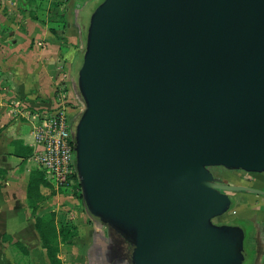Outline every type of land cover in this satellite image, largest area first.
<instances>
[{
    "label": "water",
    "instance_id": "1",
    "mask_svg": "<svg viewBox=\"0 0 264 264\" xmlns=\"http://www.w3.org/2000/svg\"><path fill=\"white\" fill-rule=\"evenodd\" d=\"M77 88L82 199L131 264H241L244 229L212 219L264 191L210 168L264 172V0H101Z\"/></svg>",
    "mask_w": 264,
    "mask_h": 264
},
{
    "label": "crops",
    "instance_id": "2",
    "mask_svg": "<svg viewBox=\"0 0 264 264\" xmlns=\"http://www.w3.org/2000/svg\"><path fill=\"white\" fill-rule=\"evenodd\" d=\"M13 1L0 0V3L2 6L6 4L11 7ZM94 1L96 0H67L58 3V0H33L31 1L32 5H25L23 11L15 17L16 21L21 22L23 30L18 33L10 31L0 33V206L6 207L7 204L2 202L16 198L12 191L17 186L15 195L22 203V212L11 215L18 218L19 222L23 221L25 206L28 212V215L25 216L31 217L28 223L36 234L33 225L34 217L31 216L26 202V185L30 171L37 166L32 159V153L24 160L22 157L14 155L12 142H19L16 145L18 150L24 146L33 151L32 130L36 113L62 104V101L56 97L58 77L64 71L69 73L74 62L81 55L86 37L84 27L86 28L88 24L86 19L89 20L90 16L87 9L92 6ZM33 16H36L37 19ZM12 19H8L0 10V26L4 23H12ZM62 24L65 25L63 33H61L63 36L58 31ZM50 27L56 29L55 34L51 32ZM13 40L16 42H11ZM56 60L58 62L62 60L61 72H58ZM10 92L13 93V96L9 98L10 101L14 98L13 101H19L23 106L26 102L34 111H23L21 116L17 115L14 118V115L6 107ZM25 114L26 116L23 118ZM11 119L13 121L9 122ZM240 175L235 179V182H232L233 185L250 186L264 191V172H246L244 175ZM12 177L19 179V183L10 181ZM50 186L56 187L51 184ZM44 188L49 187H41L43 194H45ZM52 196L54 199L47 198L39 205L38 209L41 211L37 209V215L50 210L56 211L57 218L61 214L60 208L42 210L47 200L54 203L55 200L60 199L68 205H75L76 198L73 195L57 191ZM232 197L240 205V209L237 208L238 206L236 209L241 213V219L251 223L247 232L250 241L248 249L251 251L249 264H264V194L251 191L243 192L242 190L231 192L230 198ZM69 208L68 206L67 212ZM69 213H67L68 216L77 225L78 235L71 243L63 245L69 248L70 262L68 263L91 264L90 250H96V247L101 246L98 263L116 264V258L111 255L110 251V239L104 240L105 237L99 236L105 230L102 225L84 217L80 211L73 210ZM22 244L27 248L28 254H23L24 262L20 264H39L32 248ZM63 246L60 248L59 257L65 264L60 256ZM40 250L39 253L43 254L48 264L45 249L41 247Z\"/></svg>",
    "mask_w": 264,
    "mask_h": 264
},
{
    "label": "rangeland",
    "instance_id": "3",
    "mask_svg": "<svg viewBox=\"0 0 264 264\" xmlns=\"http://www.w3.org/2000/svg\"><path fill=\"white\" fill-rule=\"evenodd\" d=\"M31 1H33V0H14L12 2L13 5L11 7H9L6 4L2 6V4L0 3V10L2 11V13L8 19L13 18L12 23H4L3 25L0 26V33H5V32H9V31L14 32V33L15 32L18 33L19 31L23 30L21 22L19 20L16 21L15 17H16V15L20 14L23 11V7L25 5L26 6L32 5ZM64 1H67V0H58V3H63ZM100 1L101 0L94 1L92 3V6H90V8L87 9V11H88L87 13L91 14V12L95 8V6ZM86 20L88 21V19H86ZM64 26H65L64 24L59 26L58 31H59L60 35H62L61 33H63L62 31H63ZM84 32L86 33L85 27H84ZM11 42H16V41L13 40ZM83 48H84V46L82 47L81 55L74 62V65L72 66L71 71L69 73H68V71H64L63 73H61V76L58 77L59 79H58V82L56 84V97L58 98L59 101H62L61 102L62 105L66 107V111L69 115L70 120H77L79 112L82 108V100H81L80 95L78 94V88H77V73H78V69H79V67L81 65V61H82ZM58 57H60V56H58ZM11 96H13V93L12 92L8 93V97H7L8 103L6 104V107H7V109H9L10 113L14 115L13 116L14 118L17 115H18V117L21 116L20 114L23 111H28V110L30 112L34 111V109L30 108L26 104V102H24V106H23L22 103H20L19 101H16V102L13 101V100H15L14 98L10 101L9 98ZM25 116H26V114L23 116V118H25ZM11 121H13V119L9 120V122H11ZM30 163H31V161H30ZM211 171H212V173L215 174L214 176L219 177L223 183H229V184H231L232 182H235V179H237L240 174L244 175L246 173V171H242V170H234L233 171L230 169H226L222 166H215L211 169ZM77 179H78V177H77ZM10 181L19 183V179H16L13 177L11 178ZM17 183H15V184H17ZM76 183H77V181L75 179H72L69 183H67L61 187H57V188L55 187L53 189L44 188V192H45L44 195L47 196L48 198H50L49 200L54 199L53 196L51 197L52 190H54L55 192L62 190L64 194L72 195L73 192L78 191ZM8 184H10V183H8ZM16 189H17V186L15 187V190L12 191L16 198L15 199H8V200L2 202V203L7 204L6 207L0 206V264H20L21 262H24L23 261L24 257H22L23 253L21 252L20 249H18L17 247L14 246V244H13L14 240H19L22 243L26 244V246L31 247L32 252L35 255V258H37V260L39 261V264H47L44 257H43V254L39 253V251H41L40 250V248H41L40 240L38 239V236L34 232L32 227L29 226L28 221L31 217L25 216V215H28V212H27L25 206H24L23 221L19 222L18 218L11 215V214H14L16 212L17 213L22 212V209H21L22 203H21L20 199H18V197L15 195V194H17ZM74 198H76V197H74ZM49 200L46 201V204L42 207V210L43 209L50 210V209L60 208V211L62 210V213L65 215L64 218H66V219L70 218L67 213L72 212L73 210H76L78 212L80 211V213H82V215L84 217L93 221V218L86 211L83 199L76 198L75 199L76 200L75 205H72V204L68 205L66 202L64 203L60 199L55 200L54 203L48 202ZM231 205H230L231 208H230V210H228V212L230 213L231 210L235 209L238 213L235 210L233 213H230V214L228 212H226L222 216L214 217L212 219V221L214 223H218V224H220V223L237 224V225H240L244 229V231H245L244 247H245V251H246V257L241 264H249L251 251L248 249L250 241L247 237V232L251 227V223L247 222V221L245 222L241 219V213L236 209L237 206H238L237 208L240 209V205L237 204V201H235V199L233 197L231 198ZM68 206L70 208L68 209L69 211L67 212L66 209ZM61 208H64V209H61ZM38 211H41V209L40 210L38 209ZM69 214H71V213H69ZM70 219H72V218H70ZM102 227L105 230H103V234H99V236L102 235L103 238L105 237L104 240H109L110 235L108 234V230H107L106 226L102 225ZM4 234L11 236L12 241L5 240V239L3 240ZM100 248H101V246L99 248L96 247V250H93V249L90 250L91 252L89 254V257L91 259V264H97L98 263V261L100 259L99 257L101 255L100 254V250H101ZM115 248H117L116 242H113L112 243V249H115ZM68 251H69V248L67 246H63L60 256L64 260L65 264H73V263H68V262H70V257H69ZM71 261H72V259H71ZM98 264H100V263H98ZM102 264H106V263H102Z\"/></svg>",
    "mask_w": 264,
    "mask_h": 264
},
{
    "label": "built area",
    "instance_id": "4",
    "mask_svg": "<svg viewBox=\"0 0 264 264\" xmlns=\"http://www.w3.org/2000/svg\"><path fill=\"white\" fill-rule=\"evenodd\" d=\"M74 125L62 104L35 115L32 159L45 179L56 187L70 182L76 172Z\"/></svg>",
    "mask_w": 264,
    "mask_h": 264
},
{
    "label": "trees",
    "instance_id": "5",
    "mask_svg": "<svg viewBox=\"0 0 264 264\" xmlns=\"http://www.w3.org/2000/svg\"><path fill=\"white\" fill-rule=\"evenodd\" d=\"M33 17L37 19L36 16ZM50 30L52 33H56L54 27H50ZM18 143V141L12 142L14 148L12 153L18 157H22L23 160L27 159L31 155L32 149L22 146L21 149L18 150V147L16 146ZM70 178L77 181L76 185L78 191L73 192L72 195L78 199H82L81 188L76 172L71 175ZM42 186L53 189L40 169H32L29 173L26 185V202L30 209L31 216L34 217V229L40 239L41 247L45 249L48 264H63L59 257L60 248L63 245L71 243L72 240L77 237L78 228L72 219L64 218L65 215L62 212L58 218L55 210H50L40 215L36 214L39 205L48 198L41 192ZM59 192L63 193L62 190H59ZM53 194H55L54 190L51 192V195ZM4 239L12 241V237L5 234L3 235V240ZM13 244L20 249L24 255L28 254L27 248L20 241L14 240Z\"/></svg>",
    "mask_w": 264,
    "mask_h": 264
},
{
    "label": "flooded vegetation",
    "instance_id": "6",
    "mask_svg": "<svg viewBox=\"0 0 264 264\" xmlns=\"http://www.w3.org/2000/svg\"><path fill=\"white\" fill-rule=\"evenodd\" d=\"M75 121L76 120H71V123L75 124ZM213 167H211L210 169H212ZM108 234L110 235L109 243L111 246V255L116 258V264H131L130 254L132 250V245L130 244V242L126 238H124L120 233L112 229L108 232ZM113 242H116L117 248L115 249H112Z\"/></svg>",
    "mask_w": 264,
    "mask_h": 264
}]
</instances>
